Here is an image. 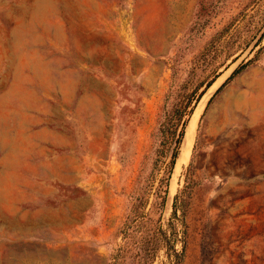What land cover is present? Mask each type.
Masks as SVG:
<instances>
[{
  "label": "rangeland",
  "instance_id": "obj_1",
  "mask_svg": "<svg viewBox=\"0 0 264 264\" xmlns=\"http://www.w3.org/2000/svg\"><path fill=\"white\" fill-rule=\"evenodd\" d=\"M0 264H264V0H0Z\"/></svg>",
  "mask_w": 264,
  "mask_h": 264
},
{
  "label": "bare ground",
  "instance_id": "obj_2",
  "mask_svg": "<svg viewBox=\"0 0 264 264\" xmlns=\"http://www.w3.org/2000/svg\"><path fill=\"white\" fill-rule=\"evenodd\" d=\"M221 79H219L220 81ZM215 82L214 86L216 84H218V82ZM195 120L193 119V121H190L187 125V128H186V132L184 134V138L186 137V143H185V148H184V143H183V140H182V143L180 146V151L182 152V159L181 160H177V163L175 164L174 166V170L173 171H178L182 164H185L187 163V160H188V157H189V154H190V148L192 147L191 144H192V140H193V135H194V127H195ZM183 138V139H184ZM174 181V180H173Z\"/></svg>",
  "mask_w": 264,
  "mask_h": 264
},
{
  "label": "water",
  "instance_id": "obj_3",
  "mask_svg": "<svg viewBox=\"0 0 264 264\" xmlns=\"http://www.w3.org/2000/svg\"><path fill=\"white\" fill-rule=\"evenodd\" d=\"M261 34H262V32H260V33L254 38V40L251 42L250 47H253V46H255V45L257 44V41H258V39L260 38ZM183 138H184V137H183ZM183 143H184V148H185L186 137L183 139ZM181 159H182V152L179 151L175 164L177 163V160L179 161V160H181Z\"/></svg>",
  "mask_w": 264,
  "mask_h": 264
},
{
  "label": "trees",
  "instance_id": "obj_4",
  "mask_svg": "<svg viewBox=\"0 0 264 264\" xmlns=\"http://www.w3.org/2000/svg\"><path fill=\"white\" fill-rule=\"evenodd\" d=\"M238 70H239V69H234V70L232 71V73L230 74V76H229L225 81H227L229 78H231L232 75H234ZM213 81H214V79H212L211 81H209V82L207 83L206 87L210 86V85L212 84ZM225 81H224V83H225ZM222 85H223V83L218 87V89H220V87H221ZM187 106H188V104H186V105L184 106V108H187ZM175 156H176V153L173 154L172 163H173L174 160H175Z\"/></svg>",
  "mask_w": 264,
  "mask_h": 264
}]
</instances>
